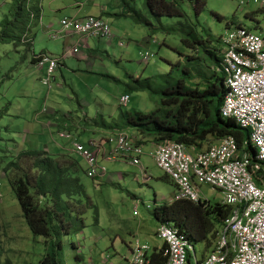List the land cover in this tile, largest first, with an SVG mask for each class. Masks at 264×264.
Returning a JSON list of instances; mask_svg holds the SVG:
<instances>
[{
    "label": "rangeland",
    "instance_id": "rangeland-1",
    "mask_svg": "<svg viewBox=\"0 0 264 264\" xmlns=\"http://www.w3.org/2000/svg\"><path fill=\"white\" fill-rule=\"evenodd\" d=\"M113 1L41 0L39 18H34L32 24V48L20 46L16 50L12 43L0 45V109L10 102L9 112L0 124L2 128L18 129L8 136L2 132L6 143L10 144L7 139L11 138L23 141V134L31 129L32 134L28 133L27 139L24 138L28 146L43 149L46 143L51 151H59L69 142L68 138L60 136V130L67 129L72 120L82 127L86 121L96 126L95 122L103 119L111 122L121 112L150 111L158 106L160 95H152L146 90L132 91L127 84L131 83L132 76L144 79L167 73L171 68L169 61L184 63L179 52L186 53L187 49L180 43L178 35L154 32L127 17L104 15L111 25L112 37L88 39L90 46L96 49L97 58L93 62L80 58L87 50L67 56L72 53L70 47L74 37L64 36L61 19L89 13L101 16L102 7L113 12ZM9 4V0H0V20ZM182 6L189 10L194 22L198 23V32L204 37L223 38L228 30L240 23L254 30L264 29V14L257 12L261 6L253 0H207L198 20L194 19L190 1ZM255 10L253 16L248 15ZM161 20L164 25H174L178 18L162 16ZM146 51L153 53L148 61L142 60V53ZM40 53L61 58L51 77H47V64L39 67L32 61L34 55ZM124 93L130 95L125 105L120 103ZM14 114L20 116L16 118ZM51 114L58 117L59 128L43 125ZM96 136L92 130H85L77 139L88 144L90 138ZM216 142L208 136L203 148ZM105 145L109 147V144ZM153 148V145L146 147L147 153L138 165L131 159L104 161L101 156L99 162L107 167L106 177L95 179L83 175L88 194L99 209V222H96L94 209L90 210L83 230L67 238L69 242L76 241L78 247L69 245L70 248H66L64 264H79L75 257L79 252L84 255L81 264H123L132 258L127 246L132 241L133 244L147 243L152 249L162 245L163 241L157 236L159 223L154 218V210L160 203L169 201L177 187L163 178L165 172L149 155ZM80 160L85 167V161ZM108 178L124 190L107 182ZM0 182L1 257L10 259L12 264H30L35 261L34 251L38 248L34 249L36 245L31 233L19 216L11 187L1 177ZM199 194L211 204L223 200L222 192L207 183L200 185ZM193 245L197 258L201 257L203 244L193 242ZM192 261L196 264L195 258Z\"/></svg>",
    "mask_w": 264,
    "mask_h": 264
},
{
    "label": "trees",
    "instance_id": "trees-1",
    "mask_svg": "<svg viewBox=\"0 0 264 264\" xmlns=\"http://www.w3.org/2000/svg\"><path fill=\"white\" fill-rule=\"evenodd\" d=\"M40 1L9 0L8 10L0 20V45L12 43L16 50L20 46L32 48V24L34 18H39ZM189 1L194 19L198 20L207 0H114V11L106 10L101 15L103 18L104 15L127 17L154 32L178 35L187 51L179 52L184 63L169 61L171 68L165 74L144 79L130 78L128 89L160 95L156 108L121 112L111 122L103 119L95 123L109 130L128 132L136 144L145 146L172 140L182 142L190 149L201 150L208 136L217 141L233 136L238 147L254 157L256 150L248 141L249 130L241 127L235 119L221 114L226 91L219 70L223 40L204 37L198 32V23L182 6ZM256 11L247 14L253 16ZM257 12L264 14V9ZM162 16H174L178 21L174 25H164ZM237 26L253 29L243 23ZM40 55H34L32 59L37 66ZM9 104L0 109V123L9 112ZM13 116L18 118L20 115ZM1 126L0 177L11 187L17 199L19 216L31 233L36 245L34 249L38 248L34 251L35 261L29 263L64 264L66 248H70L69 245L78 247L76 241L69 242L67 238L83 230L90 210L94 209L96 222H99V209L83 181V175L87 176L86 168L74 152L51 153L28 146L24 138L23 141L7 139L8 144L2 132L8 136L18 129ZM60 132L72 133L68 130ZM163 178L169 177L165 174ZM229 212L230 207L221 202L211 204L202 200L196 203L171 198L155 207L154 218L159 224L175 225L192 243H202L203 251L207 252L215 247L218 232ZM164 249L165 245L154 247L149 254L150 264H167ZM79 253L75 257L81 264L84 255ZM1 255L0 252V264H12L10 259H3Z\"/></svg>",
    "mask_w": 264,
    "mask_h": 264
},
{
    "label": "built area",
    "instance_id": "built-area-1",
    "mask_svg": "<svg viewBox=\"0 0 264 264\" xmlns=\"http://www.w3.org/2000/svg\"><path fill=\"white\" fill-rule=\"evenodd\" d=\"M253 1L264 9V0ZM61 30L64 36L74 37L70 47L73 54H80L89 38L112 37L109 21L92 14L64 16ZM222 40L219 70L226 91L221 114L249 130L248 141L256 153L251 157L248 151L240 149L233 136L201 150L192 148L194 151L178 141L153 144L149 155L178 187L173 198L198 203L203 200L200 185L207 183L222 192L221 203L230 207L215 247L207 252L202 250L199 258L183 231L171 223L159 224L157 236L164 242L167 264H194L193 258L196 264H264V29L236 26ZM152 56L153 53L146 51L142 60L148 61ZM59 60L42 54L38 66L47 64V77H51ZM129 99L130 95L124 93L120 103L125 105ZM60 136L69 139L73 152L86 163V175L92 178L107 174V167L99 162L101 156L131 159L138 165L147 153V146L136 144L124 131L90 139L88 144L79 141L73 133L60 132ZM153 250L147 243L135 242L131 245L129 264H150L149 254Z\"/></svg>",
    "mask_w": 264,
    "mask_h": 264
},
{
    "label": "crops",
    "instance_id": "crops-1",
    "mask_svg": "<svg viewBox=\"0 0 264 264\" xmlns=\"http://www.w3.org/2000/svg\"><path fill=\"white\" fill-rule=\"evenodd\" d=\"M106 11V7H102V11H101V15L104 13ZM86 15H90V13L89 14H86ZM85 15V16H86ZM92 15H96V14H92ZM84 16V15H83ZM83 16H80V17H83ZM74 17V16H73ZM78 17V16H77ZM149 40L151 39L150 37L148 38ZM84 50H87V53L86 54H84L82 57H80V58H86V59H88V61H90V62H93L94 61V59H95V57L97 56V52H96V49L95 48H92L91 46H90V44L88 43V40H87V42L85 43V46L83 47V50L82 51H84ZM40 54H43V53H40ZM44 54H46V53H44ZM71 54H73V53H70V54H68L67 56H69V55H71ZM74 55H76V54H74ZM93 55H94V57H93ZM97 58V57H96ZM58 117H56V115L55 114H51V116H48L47 117V121H45V122H43V125L44 126H46V125H49V126H51V128H53L54 129V127L56 126L57 128H59V126H58V119H57ZM72 122V123H71ZM70 123H69V126L67 127V129H65V130H60V131H67V130H73V131H75V132H73V133H76V134H78V136L79 135H81V132H83V131H85V130H92L93 132H95L96 134H97V136L96 137H93V138H90V139H96V138H99V137H102V136H106L107 134H110V133H112L114 130H117V129H114V130H109V129H106V128H104L103 126H99L98 124L96 125V126H91V125H89L88 123H87V121H86V123H84V126L82 127V126H80V125H77L75 122H73V120L71 121ZM55 127V128H56ZM92 127V128H91ZM103 127V128H102ZM91 128V129H90ZM59 132V131H58ZM72 132V131H71ZM28 133H30V134H32V131H31V129H28L27 131H26V133L25 134H23V137L24 138H26L27 139V137L29 136V134ZM60 134V133H59ZM25 135V136H24ZM77 136V137H78ZM50 138H51V136H49ZM79 138V137H78ZM26 144H27V141H26ZM28 145V144H27ZM151 145H153V144H150V145H148V146H151ZM59 146V145H58ZM37 147V146H36ZM60 147V146H59ZM43 149H46V150H49L50 152H53V153H61V152H66V151H70V152H72L73 153V149H72V146H71V142L69 141L66 145H64V146H62V147H60L59 149V151H51L50 149H49V147H48V144H46V143H44V148ZM55 150V149H54ZM74 155H76L75 153H73ZM104 161H108V159L106 158V156H104ZM107 175V174H106ZM106 175H105V177H106ZM104 178V176H97L96 177V179H101V178ZM168 181H170L171 183H173L176 187H177V185L175 184V182H173L170 178H166ZM107 182L108 181H110V182H113V179H107L106 180ZM177 191H178V187H177ZM177 191L174 193V194H177ZM174 194H173V197H174ZM172 197V198H173ZM170 200V199H169ZM133 242V241H132ZM132 242H130V243H128L127 244V246L129 247V250H131V245L133 244ZM164 245V242L162 243V245L161 246H163ZM161 246H154V247H161ZM154 249V248H153ZM113 264V263H112ZM123 264H129V261H128V259H126V262H124Z\"/></svg>",
    "mask_w": 264,
    "mask_h": 264
},
{
    "label": "clouds",
    "instance_id": "clouds-1",
    "mask_svg": "<svg viewBox=\"0 0 264 264\" xmlns=\"http://www.w3.org/2000/svg\"><path fill=\"white\" fill-rule=\"evenodd\" d=\"M43 54H44V53H43ZM41 55H42V54H41ZM41 55H40V56H41Z\"/></svg>",
    "mask_w": 264,
    "mask_h": 264
}]
</instances>
